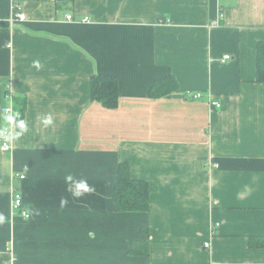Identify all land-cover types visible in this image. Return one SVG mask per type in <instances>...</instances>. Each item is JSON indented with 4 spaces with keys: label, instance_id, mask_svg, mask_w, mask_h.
I'll return each instance as SVG.
<instances>
[{
    "label": "crops",
    "instance_id": "obj_1",
    "mask_svg": "<svg viewBox=\"0 0 264 264\" xmlns=\"http://www.w3.org/2000/svg\"><path fill=\"white\" fill-rule=\"evenodd\" d=\"M13 4L26 19L10 25ZM259 41L264 0H0V264H264L248 245L264 237ZM94 74L117 79L115 110L91 102ZM168 76L172 95L149 98ZM8 92L26 98L23 129ZM123 162L148 184L145 214L114 208ZM68 174L94 191L73 199ZM142 228L148 254L130 257Z\"/></svg>",
    "mask_w": 264,
    "mask_h": 264
},
{
    "label": "trees",
    "instance_id": "obj_2",
    "mask_svg": "<svg viewBox=\"0 0 264 264\" xmlns=\"http://www.w3.org/2000/svg\"><path fill=\"white\" fill-rule=\"evenodd\" d=\"M255 83L264 84V41L256 44V71ZM90 100L99 103L108 110H115L119 101L118 81L114 76L94 74L90 78ZM176 80L170 76L155 81L149 92V98H167L176 90ZM13 109L21 114L20 121L24 120L26 111V98H14ZM19 122V121H18ZM17 122V123H18ZM22 198V209L27 210ZM117 213L145 214L149 208L148 184L143 180H134L130 177V167L126 162L119 163L116 167L115 184L111 197ZM29 213V212H28ZM21 218L20 214L18 215ZM30 219V214L29 218ZM145 239L131 241L128 245L127 255L130 257L147 256L148 241L146 228L140 230ZM250 247H264V237H250Z\"/></svg>",
    "mask_w": 264,
    "mask_h": 264
},
{
    "label": "built area",
    "instance_id": "obj_3",
    "mask_svg": "<svg viewBox=\"0 0 264 264\" xmlns=\"http://www.w3.org/2000/svg\"><path fill=\"white\" fill-rule=\"evenodd\" d=\"M25 19L26 18L24 16V14L21 12L19 6L17 4H13L12 14H11L9 20H8L10 25H13V24H15L17 22H23ZM66 19H67V21H71L72 20L71 16H67ZM221 19H222V16H220L219 20L216 21V23L219 24ZM82 22H87V19H84ZM229 59H230L229 56H225L223 58V62L224 61H228ZM6 98H9L10 100H13V97L11 96V94H9V92L6 95ZM192 98L193 99H197V98H199V95L198 94L193 95ZM210 106L213 109H219L220 108V104L217 103V102H212L210 104ZM1 112H2V114L7 116L8 118L10 116L15 117L14 120L10 121L11 124H16L21 119V114L16 112L13 109V105H8V106H5V107H2ZM11 149H12V132L11 131H4L0 135V152H8ZM215 167H217V166L215 165ZM24 177L25 176H20V175L17 176V178L19 180H24ZM11 202H12V205H11L12 206V211L16 212L18 215L20 214V216H21V218L23 220H28L29 213H28V211L22 209V198H21V195L15 190L12 191ZM203 246H204V248H209L210 247L209 243H204Z\"/></svg>",
    "mask_w": 264,
    "mask_h": 264
},
{
    "label": "clouds",
    "instance_id": "obj_4",
    "mask_svg": "<svg viewBox=\"0 0 264 264\" xmlns=\"http://www.w3.org/2000/svg\"><path fill=\"white\" fill-rule=\"evenodd\" d=\"M33 66L37 69L40 70L42 65L40 63V61H34ZM15 117L10 116L9 120H14ZM42 123L47 126V125H51L53 123L52 121V117L51 115H47L42 119ZM18 126L20 128H24V121H19L18 122ZM64 181L65 184L67 186L66 190L68 193H70L71 197L73 199H79L83 196H85L86 194L92 193L94 191V187L92 185H90L87 180L85 179H77L75 178L73 175L68 174L64 177ZM61 206L63 207L64 205H66L68 203L67 198H62L61 201Z\"/></svg>",
    "mask_w": 264,
    "mask_h": 264
},
{
    "label": "water",
    "instance_id": "obj_5",
    "mask_svg": "<svg viewBox=\"0 0 264 264\" xmlns=\"http://www.w3.org/2000/svg\"><path fill=\"white\" fill-rule=\"evenodd\" d=\"M61 1V0H60Z\"/></svg>",
    "mask_w": 264,
    "mask_h": 264
}]
</instances>
